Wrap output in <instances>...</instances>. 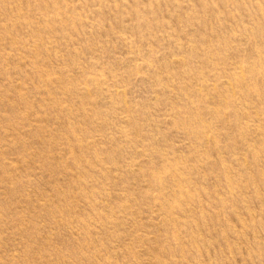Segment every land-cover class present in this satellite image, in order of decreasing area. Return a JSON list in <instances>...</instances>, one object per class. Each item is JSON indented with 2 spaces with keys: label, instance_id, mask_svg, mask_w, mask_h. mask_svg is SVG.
<instances>
[{
  "label": "rangeland",
  "instance_id": "rangeland-1",
  "mask_svg": "<svg viewBox=\"0 0 264 264\" xmlns=\"http://www.w3.org/2000/svg\"><path fill=\"white\" fill-rule=\"evenodd\" d=\"M0 264H264V0H0Z\"/></svg>",
  "mask_w": 264,
  "mask_h": 264
}]
</instances>
